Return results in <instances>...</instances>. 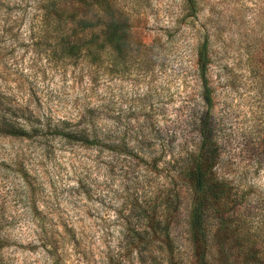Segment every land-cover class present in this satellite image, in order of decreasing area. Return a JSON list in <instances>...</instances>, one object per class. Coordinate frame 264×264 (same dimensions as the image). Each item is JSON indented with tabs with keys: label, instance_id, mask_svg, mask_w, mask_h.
<instances>
[{
	"label": "rangeland",
	"instance_id": "obj_1",
	"mask_svg": "<svg viewBox=\"0 0 264 264\" xmlns=\"http://www.w3.org/2000/svg\"><path fill=\"white\" fill-rule=\"evenodd\" d=\"M115 3L118 25L105 11L64 21L41 0H0V95L36 129L0 127V218L13 224L0 264H198L182 166L200 119L223 183L205 207L210 264H253L264 254V0ZM205 37L212 107L196 64ZM90 122L117 143L87 144ZM163 197L169 236L137 245L131 228Z\"/></svg>",
	"mask_w": 264,
	"mask_h": 264
},
{
	"label": "trees",
	"instance_id": "obj_2",
	"mask_svg": "<svg viewBox=\"0 0 264 264\" xmlns=\"http://www.w3.org/2000/svg\"><path fill=\"white\" fill-rule=\"evenodd\" d=\"M42 9L59 20H74L79 16L94 17L95 14L101 11L109 13L111 21L118 25L124 22L117 13L115 0H41ZM119 12V11H118ZM211 55L208 37L199 43L197 47V72L203 89L202 96L205 103L212 107V87L210 85L209 69L211 64ZM5 97L0 95V127H5L7 130H16L19 121L25 129H32L28 123V118L17 116L12 109L4 107L6 103ZM18 112V111H17ZM15 119H11L13 117ZM202 122L199 130L200 145L198 150L190 152L182 166L186 181L194 187L196 198L192 211L190 229L192 233V243L195 257L198 264H210L208 255L207 238L204 229L205 207L208 200L214 199L217 201L223 200V183L214 175V167L219 157L217 145V137L210 129L208 119ZM29 138V136H27ZM117 136L110 133L104 127H98L94 123H89L85 127V142L91 145H100L103 143H117ZM30 139V138H29ZM144 150V149H143ZM139 150V152L146 151ZM166 197L157 198L153 203L148 205L146 211L142 215L151 216L147 221L137 219L134 226L131 228L136 235V244H146L156 241V239L164 235L169 236L170 223L164 219L165 209L168 208ZM1 209V207H0ZM147 222V223H145ZM13 224L0 218V250H2L9 242L8 229ZM158 240V239H157ZM160 240V239H159ZM145 241V243H143ZM253 264H264V254L254 253L251 255Z\"/></svg>",
	"mask_w": 264,
	"mask_h": 264
}]
</instances>
